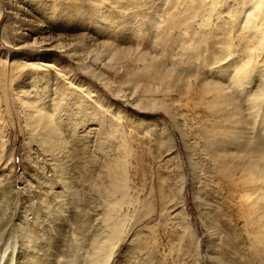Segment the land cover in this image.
<instances>
[{"label": "rangeland", "instance_id": "obj_1", "mask_svg": "<svg viewBox=\"0 0 264 264\" xmlns=\"http://www.w3.org/2000/svg\"><path fill=\"white\" fill-rule=\"evenodd\" d=\"M110 219L105 264H264V0H0V249Z\"/></svg>", "mask_w": 264, "mask_h": 264}, {"label": "bare ground", "instance_id": "obj_2", "mask_svg": "<svg viewBox=\"0 0 264 264\" xmlns=\"http://www.w3.org/2000/svg\"><path fill=\"white\" fill-rule=\"evenodd\" d=\"M260 2V1H258ZM38 37H33L31 44L38 45ZM100 233L96 239H92L86 245H80L75 249V253L81 258L80 264H105L110 256V251L112 250V244L116 239L118 234V224L114 222L113 219H110L109 222L102 223L100 225ZM15 249V248H14ZM15 254V250H12L7 253V249H0V264H13L14 260L10 259ZM68 261L61 263V259L54 261L50 264H67ZM45 263V262H43ZM49 264V263H47Z\"/></svg>", "mask_w": 264, "mask_h": 264}]
</instances>
